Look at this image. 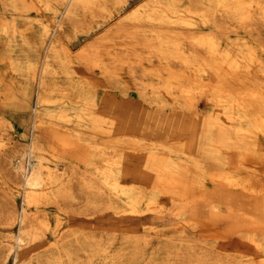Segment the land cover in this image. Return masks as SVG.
<instances>
[{
  "label": "bare ground",
  "instance_id": "bare-ground-1",
  "mask_svg": "<svg viewBox=\"0 0 264 264\" xmlns=\"http://www.w3.org/2000/svg\"><path fill=\"white\" fill-rule=\"evenodd\" d=\"M263 25L264 0H0V264H264Z\"/></svg>",
  "mask_w": 264,
  "mask_h": 264
},
{
  "label": "rangeland",
  "instance_id": "rangeland-1",
  "mask_svg": "<svg viewBox=\"0 0 264 264\" xmlns=\"http://www.w3.org/2000/svg\"><path fill=\"white\" fill-rule=\"evenodd\" d=\"M30 17L32 18V19H26V20H24V23H21L22 25H20V27H21V29L23 30V31H27V33H28V36H30L31 37V39H35L36 38V36H37V34L39 33V29H38V25L36 24V22H35V16H37V15H39V14H37L36 12H31L30 14ZM47 15V14H46ZM46 15H44V19H47L46 17H48V15L46 16ZM48 19H49V17H48ZM7 22H8V24H9V26H10V31L12 32L13 31V29H14V24H13V18L11 17V16H9V18L6 20ZM29 21H31V25L29 24ZM30 26H29V25ZM27 25V26H26ZM25 26V27H24ZM34 26V27H33ZM227 26H230V27H228L229 29L227 30V32L229 33V30H230V33H229V36L231 37V39H230V41H234V40H236V39H240V38H249L250 36L248 35V33L246 32V31H244L242 28H235V27H233L232 26V28H231V25L230 24H228ZM35 27H36V29H35ZM34 28V29H33ZM234 28V29H233ZM260 29L258 30V31H260V33H259V40H258V42L257 43H261L262 42V44H264V25L263 26H261V27H259ZM38 29V30H37ZM241 29H242V31H241ZM37 30V31H36ZM37 32V33H36ZM232 32L234 33V34H232ZM237 32V33H236ZM237 34H239V35H237ZM260 41V42H259ZM84 44V41L82 40L81 42H79L78 43V45L77 46H75V50H77L78 48H79V46H81V45H83ZM19 45H21L22 46V44H21V42H20V40H19ZM263 56H264V52H263ZM7 67H9L8 65H7ZM7 69H9V68H7ZM94 75H95V73H94ZM9 79H11V80H13V81H16V79H14V77L12 78V77H10V74H9ZM60 82H61V84L62 85H66L67 86V84H68V82L65 80V79H60ZM109 89H107V90H105V89H103L102 91H101V97L103 98V97H105V96H111V94L112 93H110V91H108ZM56 96V95H55ZM119 97V99H121L123 96H121V95H118ZM31 97H32V100H33V98H34V87H32V89H31ZM135 99L134 100H136L137 98L136 97H134ZM32 105H33V101H32ZM199 107L203 110V111H206L207 110V108H208V106L205 104V102L204 101H200V104H199ZM55 109H57V106H51V108H50V110H55ZM206 109V110H205ZM56 111V110H55ZM132 111H134L136 114H137V116L139 117V118H144L145 119V115H143L141 112H140V110L139 109H136V110H132ZM33 112H34V109H33V107H30V109H29V111L26 113V114H19V115H17V113H15L14 114V116H16V117H22L24 120H25V124L28 126V127H30V124H31V120L33 119ZM145 123H146V125L149 127V128H156V125H155V123L154 122H152V121H149L148 119H145ZM152 123V124H151ZM202 134H200V136H201ZM153 140H171L172 138H173V135L171 134V133H169L168 131H163L161 134H159V135H153L152 137H151ZM17 139H20V138H17ZM202 140H203V142L205 141V139H203V136H202V138H201ZM20 141V144H21V146H25L26 145V141H24V140H19ZM260 169V173L262 174V172H263V177H264V170H261V169H264V166H261V168H259ZM0 195H1V190H0ZM20 203H21V200H20V198H19V196H17V199H16V201H15V204H16V206L18 207V206H20ZM43 209H45L47 212H49L50 214H51V216L53 217L52 218V221H53V223H56L58 220H57V216L58 215H60V218L59 219H62L63 218V220H62V226H64V229H68V228H79V227H95V226H97L98 228H101L103 225H106V228H111V226L113 225V224H115V225H122V222H120V223H113L112 221H109V220H107V217L105 218V217H103V218H100V219H82V218H79V219H77V220H69V219H67V218H64L65 216L60 212V211H58L56 208H54V207H48V208H43ZM54 216H56V217H54ZM178 218H175V217H173V218H170L169 216L168 217H166L165 219H156V218H153V217H146L144 220H141V221H132V222H130L132 225H136V226H138L139 228H143L142 227V225H143V223L144 222H146V223H148L149 225H153V226H156L158 229H163V228H166V227H169V226H171V225H173V224H176V223H178ZM89 223H91V224H89ZM89 226H88V225ZM94 226H93V225ZM92 225V226H91ZM17 227H16V225H13V226H11V227H7V226H5V227H2V228H0V231H1V233L2 234H9V233H14V232H16L17 231ZM60 236V233H58V231H56L55 233H51L50 234V237H49V239L46 241V243H48L49 241H52V240H56L58 237ZM208 236V235H207ZM201 237H205V236H201ZM208 238V237H207ZM231 240H233L234 241V245H232V247H234V246H237L238 245V242H237V240L235 239V238H233V239H231ZM45 243V244H46ZM44 244V245H45ZM43 244H40V245H38L39 247H42V246H44ZM38 247V248H39Z\"/></svg>",
  "mask_w": 264,
  "mask_h": 264
},
{
  "label": "crops",
  "instance_id": "crops-1",
  "mask_svg": "<svg viewBox=\"0 0 264 264\" xmlns=\"http://www.w3.org/2000/svg\"><path fill=\"white\" fill-rule=\"evenodd\" d=\"M9 98H12V94L11 93H9Z\"/></svg>",
  "mask_w": 264,
  "mask_h": 264
}]
</instances>
